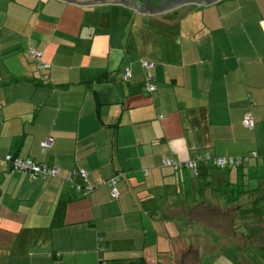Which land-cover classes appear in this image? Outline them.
<instances>
[{
    "label": "crops",
    "instance_id": "crops-1",
    "mask_svg": "<svg viewBox=\"0 0 264 264\" xmlns=\"http://www.w3.org/2000/svg\"><path fill=\"white\" fill-rule=\"evenodd\" d=\"M30 48L49 69L37 72ZM151 77L154 93L145 88ZM254 151L242 166L201 163L197 175L163 167L166 157ZM7 155L56 166L59 176L12 171ZM79 169L88 176L76 181L90 186L125 171L119 198L106 185L78 196L67 177ZM100 257L264 264V0L157 14L120 3L0 0V264Z\"/></svg>",
    "mask_w": 264,
    "mask_h": 264
},
{
    "label": "built area",
    "instance_id": "built-area-1",
    "mask_svg": "<svg viewBox=\"0 0 264 264\" xmlns=\"http://www.w3.org/2000/svg\"><path fill=\"white\" fill-rule=\"evenodd\" d=\"M29 53L30 55L33 57L36 65H37V72L40 73V71L42 69H48L50 67V64L48 62H44L43 61V52L37 50L36 48H30L29 49ZM142 65L145 68H152L154 66V62L153 61H149V60H144L142 62ZM41 69V70H40ZM124 79L125 80H130L133 77V72L132 69L128 66L125 68L124 70ZM44 79L48 78V75H44L43 76ZM146 88L148 91L153 92L156 90V84L154 82V78H148L146 80ZM247 125L250 128H253L254 123L253 120L251 118L247 119ZM53 145V137L52 136H47V138L41 143V147H42V152L45 154L48 152V149L50 147H52ZM5 160L9 163L11 169L13 171L18 170V171H24L29 173L33 178H37V177H41L43 179H46L49 176H56L59 172V169L56 166H50L47 167L41 163H37L36 161L30 159V158H22L20 156L17 155H7L5 156ZM243 158H234V157H223V158H216L215 163L221 167H225L229 164H240L243 162ZM186 165L190 166V167H196V161H187L185 162ZM183 163L182 162H178V161H174L171 158H166L164 160V165L165 166H173L175 169H178ZM81 175L83 177L87 176L86 171L81 170L80 171ZM120 179V175L115 176L112 180V182H116ZM69 181H72V179L69 177L68 178ZM80 188V187H78ZM91 188H87L85 194H88L89 190ZM112 194L114 196L118 195V190L116 188H114L112 190Z\"/></svg>",
    "mask_w": 264,
    "mask_h": 264
},
{
    "label": "trees",
    "instance_id": "trees-1",
    "mask_svg": "<svg viewBox=\"0 0 264 264\" xmlns=\"http://www.w3.org/2000/svg\"><path fill=\"white\" fill-rule=\"evenodd\" d=\"M38 50V49H37ZM40 51V50H39ZM43 61L45 62V60L43 59ZM126 67H128V66H126ZM125 67V68H126ZM50 68V67H49ZM48 68V69H49ZM145 68V67H144ZM41 70V69H40ZM125 70V69H124ZM133 72V71H132ZM123 74H124V71H123ZM39 75H41V78L42 79H44L43 78V76H44V74H39ZM46 75V74H45ZM133 78V77H132ZM131 78V79H132ZM48 79V78H47ZM47 79H45V80H47ZM130 79V80H131ZM130 80H126V81H130ZM145 88H146V82H145ZM146 90H147V88H146ZM147 92H149V93H154V91L153 92H150V91H148L147 90ZM51 136V135H50ZM47 138V137H46ZM45 138V139H46ZM44 139V140H45ZM44 140H42L41 141V143L44 141ZM51 148V147H50ZM49 148V149H50ZM49 149H48V152H49ZM41 151H42V147H41ZM48 152L47 153H43L44 155H47L48 154ZM230 157H232V156H230ZM251 157H255V158H258L259 157V155H258V153H256L255 151L254 152H252L251 154H249V155H246V156H238V157H234V158H243L244 160H243V162L242 163H240V164H234V165H236V166H242L247 160H249ZM166 158H168V157H166ZM166 158H164L163 159V167H166V168H170L171 170H173V171H178V172H182V171H191L193 174H195V175H197L198 173H199V171H200V164L201 163H204V162H206V163H209V164H211V165H213L214 167H216V168H219V169H225L226 167H229V166H232L231 164H229V165H227V166H225V167H221V166H219V165H217L216 163H215V161H213V160H215L216 158H223V157H217V156H211V155H209V154H203L202 156H200V157H198V158H195V159H190V160H185V161H178V162H182L183 164L178 168V169H175L173 166H165L164 165V160L166 159ZM174 161H177V160H175V159H173ZM187 161H196V167L194 168V167H190V166H188V165H186V163L185 162H187ZM37 163H41V164H43V165H45V166H47V167H50L51 165H47V164H45L44 162H37ZM10 166V165H9ZM10 169H11V167H10ZM12 170V169H11ZM81 170H84V169H79V170H74L68 177H67V179L70 177L71 179H72V181H69V183H70V185H71V187L78 193V196H80V197H88V196H90L91 194H92V192L96 189V188H98V187H101V186H108L109 187V189H110V194H111V196L113 197V198H119V196H120V193H119V190H118V187H117V185H118V183L125 177V175H126V172L125 171H118V172H116L113 176H111V177H109V178H105V179H102L101 181H99L96 185H92V186H90V185H88V184H83V183H81V182H78V181H76V179H75V176H79L80 178H82V179H85L87 176H88V172L86 171V170H84V171H86V173H87V176L86 177H83L82 175H81V173H80V171ZM13 171V170H12ZM15 171H18V170H15ZM148 174V172L146 171L145 173H144V175L146 176ZM117 175H120V179L118 180V181H116V182H112L113 180V178L115 177V176H117ZM59 176V172H58V174L56 175V176H49V177H47L46 179H43V178H41V177H37V178H34V179H37V180H48V179H53V178H56V177H58ZM78 187H80V188H78ZM87 188H91L90 190H89V192H88V194H85V192H86V189ZM114 188H116L117 190H118V195L117 196H114L113 194H112V190L114 189ZM102 241H103V238L100 236V237H98V245H99V251H101V249H102V247H101V243H102ZM99 264H109L108 263V261L107 260H105L104 258H102V257H100L99 258Z\"/></svg>",
    "mask_w": 264,
    "mask_h": 264
},
{
    "label": "water",
    "instance_id": "water-1",
    "mask_svg": "<svg viewBox=\"0 0 264 264\" xmlns=\"http://www.w3.org/2000/svg\"><path fill=\"white\" fill-rule=\"evenodd\" d=\"M67 1L75 4H79L82 6H93L97 4L103 3H113V4H124L131 8L136 9L138 12H144L149 14H157L165 10L172 9L177 6H181L183 4H188L192 2L202 3V4H210L216 0H61ZM144 4L149 9L145 8L144 6L140 5ZM156 6H152L155 5Z\"/></svg>",
    "mask_w": 264,
    "mask_h": 264
},
{
    "label": "rangeland",
    "instance_id": "rangeland-1",
    "mask_svg": "<svg viewBox=\"0 0 264 264\" xmlns=\"http://www.w3.org/2000/svg\"><path fill=\"white\" fill-rule=\"evenodd\" d=\"M134 16H135V14H134ZM130 20L132 21V17H131ZM131 24H132V22H131L130 25L128 26V31L130 30Z\"/></svg>",
    "mask_w": 264,
    "mask_h": 264
},
{
    "label": "flooded vegetation",
    "instance_id": "flooded-vegetation-1",
    "mask_svg": "<svg viewBox=\"0 0 264 264\" xmlns=\"http://www.w3.org/2000/svg\"><path fill=\"white\" fill-rule=\"evenodd\" d=\"M140 5H142V4H140ZM142 6H144L145 8H147V9H149L150 7H147L146 5H142ZM152 6H156V4L155 5H152Z\"/></svg>",
    "mask_w": 264,
    "mask_h": 264
}]
</instances>
